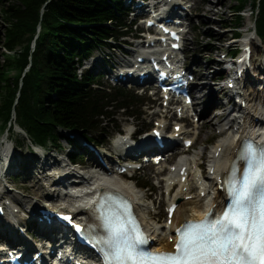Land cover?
<instances>
[{"label": "trees", "instance_id": "16d2710c", "mask_svg": "<svg viewBox=\"0 0 264 264\" xmlns=\"http://www.w3.org/2000/svg\"><path fill=\"white\" fill-rule=\"evenodd\" d=\"M246 2L234 5L235 27ZM254 8L256 31L264 41V0H254ZM132 31L124 0H0V47L14 52L0 55V120L7 124L15 117L33 145L71 143L72 160L80 158L78 142L65 132L104 144L103 131L111 124L119 129L117 113L136 119L144 101L126 89L108 91L91 69L78 71L98 49Z\"/></svg>", "mask_w": 264, "mask_h": 264}, {"label": "rangeland", "instance_id": "374dc122", "mask_svg": "<svg viewBox=\"0 0 264 264\" xmlns=\"http://www.w3.org/2000/svg\"><path fill=\"white\" fill-rule=\"evenodd\" d=\"M241 0H226L225 3H219V0H190V3L185 5L187 7V11L185 13L187 14V20L186 23H189V32L187 34V45H186V57H188L187 60V65L189 66L190 64L191 69L194 71V73H199L202 75L203 72L207 71L209 72L208 78L207 79H198V81L202 80V83L200 85L208 86V89H206L205 95L207 96L205 101L209 100L211 94L213 91L217 94V99L218 102H224L225 100L222 99V90L221 86H225V78L226 74L225 72L217 66V63L219 61H223L222 54L226 50L225 45H228L231 42L232 35L236 33L237 31L240 34V37L242 36V33L247 30V26L251 25L254 27V20H255V15L252 17H242L238 22L240 24V27L238 29H233L230 27H235V24L237 23V18L234 16V5L240 3ZM126 3V2H125ZM253 4V0H247L245 3V7L243 10H247L246 13L247 15L250 14V6ZM184 5V4H183ZM189 5H192L189 7ZM211 9V10H210ZM255 11V10H254ZM130 19V17H129ZM133 30H137V27H133ZM253 30H250L247 32L248 34L252 36ZM143 41V40H142ZM264 43V42H263ZM116 46H124L127 48L126 45H124V42L120 41L118 43H114ZM259 44V43H258ZM208 50V51H207ZM2 50L0 48V55L2 53ZM114 51L115 49L112 48H101L98 49L92 58L94 59H89L86 62L83 63L84 67H81V69H92L95 73L101 74L102 77L98 79L100 82H102V85H106V87H110V85L107 83L106 78L102 73H104V69L106 68V60L107 59H112L114 57ZM198 59V62H197ZM105 60V63H104ZM254 60L256 67L259 70H264V44L262 46L258 45L256 46L254 50ZM196 62V63H194ZM198 65V66H197ZM212 65V66H211ZM210 66V67H209ZM107 69V68H106ZM208 69V70H207ZM14 72L10 73V76H13ZM224 76V77H223ZM218 77H223L221 80H218ZM193 84L195 89L194 91L196 92L197 88V82ZM123 89H129V86H118ZM117 87V88H118ZM255 87H258V89H263L264 84L259 86L257 84ZM114 88V87H110ZM116 88V89H117ZM142 87L136 88V90H130L131 92H135L139 95H142L143 101H145V107L141 109L140 114L138 118L136 119H128L125 116H122V112L117 113V116L114 118L116 121V124L120 126L121 130H129V129H140L141 131H148L146 132L147 135H151V130L150 128L154 125V123L151 121L156 119L157 117H160L162 115V111H159L158 115V106L159 103L158 101L155 102L154 98L151 97L150 93L142 94ZM114 89H112V92ZM253 92V89L250 88V90L247 92V95L251 94ZM150 104H155L154 107L149 108ZM197 114H201L202 111V106H194ZM162 110V107H160ZM213 108V106H212ZM218 113V110H217ZM212 114L211 108L210 111L207 112L206 115L201 117V120H207L209 116ZM171 113L166 116V119L169 120L171 117ZM233 116V115H232ZM205 120V121H206ZM195 119L191 118L190 119V126L189 129H187L192 136L197 137V143L194 146V149L190 154L195 155V154H200L203 155V159L205 163H208L209 156L211 155L210 152L214 149L215 144L217 143V138L219 139L221 135H218V131L220 130V127L226 123H222L225 121L223 118H220L219 121H215L213 123V127H205L201 128L202 121L197 123L198 127L194 126ZM208 121V120H207ZM115 124V122H114ZM0 125H1V120H0ZM17 125V124H16ZM134 127H131V126ZM137 126V127H136ZM8 128V127H7ZM115 126L113 124L110 125V128H107L105 131H103V136H102V141L103 137L104 140L107 141L104 145H100L103 149L100 150L102 154H104L105 158H110L112 161H116V154H115V148L113 147V142L112 138H115L116 132L114 133ZM22 130L18 128V126H15L14 129H11L8 132H3L2 135H0V139L3 140L4 136L7 135V133L10 135L12 140L17 143L18 145V151H17V160L16 164H20V171L17 172L16 169H11L7 172V177L10 179H13L15 186L19 189L17 192H12L10 195L14 196L16 199H19L18 201L21 205V207L24 209H27L28 207L34 205L37 203V201H40V198L36 194V189L44 183V181H41L39 185H36V188H34V191L31 192L29 188L34 184V180L30 178V171L32 168L28 165H25L31 157L37 156L40 157V159L43 158L42 156V151L40 149L33 150L31 146V141L28 139L27 135L23 132L22 134L20 133ZM108 133H114L113 137H108ZM70 134V133H69ZM99 134V133H98ZM77 134H75L76 136ZM78 140L79 143L83 146V151H79L80 157L83 156V164L87 166H91V168H95L98 170L97 164V158L94 156L92 153L90 154L89 152V146L86 144V138L79 134ZM70 135H68L69 137ZM76 138V137H75ZM61 146L62 149H64L65 152H70V147H72L69 143L66 141H61ZM100 147V148H101ZM56 150H60L57 147L52 146L51 144L46 147L45 154L50 155L52 157L57 156L56 155ZM111 155L113 158L109 157L108 155L105 154V151ZM34 152V153H33ZM37 152V153H36ZM118 152V151H117ZM167 155V154H166ZM190 157V156H189ZM56 159H59L58 157ZM108 161V160H107ZM174 161L169 162L168 164L172 165ZM15 163V162H14ZM1 164V162H0ZM25 165V166H24ZM36 165H39V163H36ZM167 167V165H166ZM163 168V167H162ZM161 166L154 168L151 166L150 168H146L143 171L138 172L135 177L133 178V181H127L125 179H122L125 183H127L130 186H135V190L137 193H139L141 196H145L146 194H149L152 199L154 200V205H152L151 202H144L143 204L147 207H150L152 212L154 213L152 216L155 217L156 221L158 220L159 223L162 224L163 219L165 217V207H166V202L165 200L167 199L165 190L163 188H160L159 183H158V178L156 177L157 172H159V169H162ZM24 170V172H22ZM73 170V169H72ZM90 170V169H89ZM1 171V170H0ZM34 172H37V169L34 170ZM89 172V171H87ZM18 175V176H17ZM56 175H53L49 179V183L54 180ZM144 181H150L151 182V190L150 188H143L140 189V184L143 183ZM11 183V181H8ZM44 183L45 185L47 184ZM3 183L4 181L2 180V177L0 179V198H1V193L3 191ZM10 185V184H9ZM46 191H51L50 188ZM45 190L41 189L39 191V194L44 193ZM197 190L195 193L197 194ZM27 214L22 215V218L27 222ZM6 239V236L0 233V242H4Z\"/></svg>", "mask_w": 264, "mask_h": 264}, {"label": "bare ground", "instance_id": "6f19581e", "mask_svg": "<svg viewBox=\"0 0 264 264\" xmlns=\"http://www.w3.org/2000/svg\"><path fill=\"white\" fill-rule=\"evenodd\" d=\"M225 2L226 0H219V3H225ZM252 35L253 36L255 35L254 37L255 40L253 41V43H259V40L256 38V34L253 32ZM245 41H247V39ZM147 42H150V40ZM144 43H146V41ZM262 44L264 43L262 42ZM139 56L141 55H138L137 57ZM197 62H198V59H197ZM257 72H261V73L258 76L256 81L261 80V79L264 80V71L262 72V71H259L258 69ZM208 73L209 72L207 71L203 72L202 75L198 73L196 77L202 80L207 79L209 75ZM150 78H152V76H150ZM202 80L197 82L196 99L194 103L196 104V106H199V107L202 106L203 108L199 116L200 118L206 115L207 112L210 111V108H211L212 114L207 119L208 121L206 119H205L206 121L201 120L202 121L201 128L202 129L205 127L211 128L214 126L213 123L215 121L217 120L219 121V119L223 117H225V121H228V122L224 124L223 126H221L220 128H223L227 124L233 123L234 122L233 119H230V117L232 116V113H227L226 110L224 111L223 115H221V113L219 112L217 113V110L221 108L226 109L225 108L226 106H225V103L218 102L217 94L214 91L211 94L209 100L205 101L207 97L205 95V92H206V89H208V86L200 85L202 83ZM249 83L253 84L251 81H249ZM262 84H264V81L259 82V86H261ZM224 89L226 91V88ZM221 90L224 91L223 88H221ZM248 98H249L248 107L243 110V114L245 116L244 120H245L246 125L242 131H239V134L241 137L238 139V135L233 136L228 132L226 134H223L219 139L217 138L218 141L215 144L214 149L210 152L211 155L209 156V159H208L210 168L208 170L207 175L201 178L199 171L196 169V167L202 166L198 162L196 163L197 156H199L200 154L194 155L192 157L182 155V157H180V159L177 161L179 163L178 170H180V164L183 166L189 167L191 179H189L188 183L180 185L175 195L170 196L167 200L169 201L168 204L173 201V202H177L179 205L175 211V214L172 220L173 226H171L170 229L167 228L166 222L164 224H161L156 221L154 216H151V217L149 216L151 214L148 213V211H146L149 208L145 207V205L143 204L144 202L143 197H141V195L136 192L135 186L128 185L120 177L115 178L114 177L116 173L115 171L109 172L107 170H104V168H101L100 164H97L98 170L103 171L105 173V176H102V175L96 176L97 174H94V175H90L88 178H84V181H87V180L93 181L92 185L111 186L115 189L125 192L128 196L132 197L136 201L137 211L142 217L146 227L148 228L149 231L153 232L154 238L157 239V241L154 243V246L152 248L156 251H159L162 249L167 250V251H173L172 247L174 243H171L169 241V238H171V234L173 233V230L175 229V227H179L180 225H182L185 221L189 219H202L204 217L203 212H208L211 209L220 210L223 207L224 193L219 191L220 190V186L218 183L219 177L224 176L226 173V165L224 164V162L226 160H232L236 156V152L241 146L242 134L246 133V137H249V138H260V141L264 142V88L258 89V87H253V92L249 94ZM251 116H253L252 122L249 118ZM258 118L262 119L263 121L260 127H258V125L260 124V121H258ZM240 120L242 121V119ZM234 125L235 124L232 125V128H234ZM181 135L185 137H191L193 139V137L190 135V132L188 130L183 129V132L181 133ZM8 138L9 137L5 136L2 142L3 157L1 160L2 162L1 163V174L5 178L7 177V172H8L7 167L9 163L11 162L10 156H11V150H12L11 147L8 146V142H9ZM78 138H79V135L76 136V139ZM123 138L124 139L122 140L121 143H119V141L117 142V147L122 151H129V150H126L127 148H129L131 149L130 150L131 153H134L135 151L138 153L144 144H148V145L152 144V142L149 140L150 136H148V138L145 137L144 139H141L140 141H137L136 143H130V141H128L127 137L125 136ZM179 145L180 144L177 143L173 147H178ZM217 153H219V156H216ZM54 159L55 158L50 155H46L45 158H42V159H40L37 156H34L33 160H29L27 162L28 164H31L30 167L32 168V170L29 172L30 178L35 179L33 182L34 184L29 188L31 192L34 191V188H36V185H39L41 181H44V183H46L47 181L49 182V179L52 177L51 171L55 168L60 167L59 160L58 159L54 160ZM32 161H34V163H32ZM36 163H39V165H36ZM172 166H176V165H172ZM65 168L66 167H63L62 169H65ZM35 169H37V172H34ZM211 170H214L213 174H211ZM72 171L73 170H70V172ZM108 174H111L113 176L108 175ZM68 179L69 177L67 175L59 174L58 176L54 178V180H52L51 183L48 184L47 182L46 185L44 183L41 184L38 187V189H36V194L38 195L40 200H42L43 202H46V201L55 202L56 200L51 197L53 196V197H57L58 199L62 201L60 204L62 206H67V204L72 201H74L75 206H80L82 204L87 205L88 204L87 200L85 201L74 200L69 194H67L68 193L67 188L64 189L65 191V194H63L64 198L54 193L53 190L46 191L49 188L53 189V188H58L57 186H63L62 182ZM175 180L176 178L172 175L169 179L165 180V184L168 181H175ZM9 186H12V185L10 184ZM188 187H190L189 191H192V192H195L198 189L197 194L195 193V195L191 199H188L186 197L188 195H191L192 193H187L184 191V189ZM61 188H64V187H61ZM41 189H44L45 192L42 194H39V191ZM54 190H57V189H54ZM5 192L9 193L4 188L3 193ZM203 193L206 194L204 197H202ZM145 196L150 197L149 194H146ZM14 199L16 200V202L20 201L19 199H16L15 197ZM41 203L42 202H40V204ZM31 208L32 210L30 209V207H28L27 209L25 208L23 209L21 207L22 211L25 214H27V216H29L30 214L38 215L37 210H36L38 206H36L35 204L34 206H31ZM85 215L86 214L83 212H80L78 214L79 217H83ZM20 219H21L20 217H17V216L15 217V221H19ZM22 226L24 227L23 219L15 225L11 224L7 226L5 230L6 232L10 233L14 237H16L18 240H20L26 246L27 250L35 251L36 253L39 252L40 248H38V244L41 245L40 242L38 240L33 241V237L31 236V234L28 231H24L25 229H22ZM160 230L161 232L165 234V236L156 235V233L160 232ZM58 248H60V246Z\"/></svg>", "mask_w": 264, "mask_h": 264}]
</instances>
